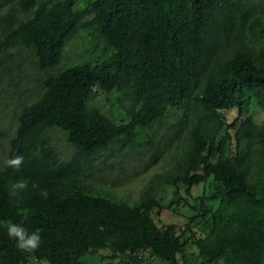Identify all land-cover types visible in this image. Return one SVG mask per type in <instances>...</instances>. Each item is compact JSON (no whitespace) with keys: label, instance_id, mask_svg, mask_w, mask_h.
<instances>
[{"label":"trees","instance_id":"trees-1","mask_svg":"<svg viewBox=\"0 0 264 264\" xmlns=\"http://www.w3.org/2000/svg\"><path fill=\"white\" fill-rule=\"evenodd\" d=\"M0 7L7 8L0 55L25 50L47 73L8 140L5 160L23 155L21 170L0 166V264H82L102 251L115 264H264V119L239 118L250 102L264 113V0H0ZM79 30L102 42V59L55 71ZM97 92L117 94L126 120L92 106ZM230 110L238 118L228 122ZM174 111L181 116L171 129L180 130L166 140L182 134L179 156L137 201L87 179L103 153L133 144L137 130ZM56 134L73 152L68 161L51 142ZM21 178L30 186L15 203L7 189ZM207 182L211 192L197 199L206 231L194 232L193 218L184 229L155 220L164 210L159 186L189 195ZM10 222L39 231L35 253L8 238Z\"/></svg>","mask_w":264,"mask_h":264},{"label":"rangeland","instance_id":"rangeland-1","mask_svg":"<svg viewBox=\"0 0 264 264\" xmlns=\"http://www.w3.org/2000/svg\"><path fill=\"white\" fill-rule=\"evenodd\" d=\"M82 1V0H81ZM86 3V2H84ZM7 11L6 7H0V17ZM103 57V44L96 38L91 30H79L65 45L61 54V61L55 71L65 69L79 63H92ZM0 70L4 79L0 81V166L4 163L8 152V140L16 129V115L22 104H29L35 100L41 91V81L46 72L39 71L35 67L34 59L25 50L14 49L0 55ZM117 94H102L97 92L91 105L99 108L104 114L115 122L126 120L122 104L117 101ZM190 107L185 105V109ZM228 122L238 118L236 110L223 112ZM181 116L180 111L167 112L163 122L152 126L150 129L137 130L138 138L133 144L125 147L117 146L111 151L103 153L95 162L93 168L88 172L89 179L95 186L109 190L117 198L133 203L137 201L143 190L156 176L170 170L178 158V140L182 137L180 133L178 140L167 142V138L176 133L180 127L171 129V125H177ZM245 117L260 124L264 119V113L254 103L250 102L245 107L244 114L239 117L242 121ZM182 131V130H181ZM224 131L220 133L222 135ZM3 136V137H2ZM51 142L56 146L61 159L68 161L73 152L65 144L63 135L56 134ZM155 160V161H154ZM157 197L164 210L159 212L155 220L162 225L175 224L182 229L193 218L190 228L199 233L201 229L207 228L202 224V219L197 210L199 205L197 199L202 195H209L211 184H201L191 189L186 195L183 187L175 190L169 186H159ZM180 203L176 204L175 201ZM187 239L191 238L186 234ZM190 242V241H189ZM190 244V243H189ZM188 253L193 254V259L198 254L197 249L189 245ZM102 256V257H101ZM107 252H99L94 256H87L82 264H115L108 258ZM137 264H165L156 258H146Z\"/></svg>","mask_w":264,"mask_h":264},{"label":"clouds","instance_id":"clouds-1","mask_svg":"<svg viewBox=\"0 0 264 264\" xmlns=\"http://www.w3.org/2000/svg\"><path fill=\"white\" fill-rule=\"evenodd\" d=\"M24 164L23 155H15L4 161L6 168L13 169L15 172H19ZM30 186L29 179H18L12 181L8 185V196L10 201L19 203L24 199V195L28 192ZM33 189L37 188L38 185L32 184ZM40 195L47 198V190H41ZM7 236L10 240H14L16 247L19 251L25 253H35L41 246L42 238L39 231L29 233L22 224L8 223L7 225Z\"/></svg>","mask_w":264,"mask_h":264},{"label":"built area","instance_id":"built-area-1","mask_svg":"<svg viewBox=\"0 0 264 264\" xmlns=\"http://www.w3.org/2000/svg\"><path fill=\"white\" fill-rule=\"evenodd\" d=\"M140 256V255H139Z\"/></svg>","mask_w":264,"mask_h":264}]
</instances>
